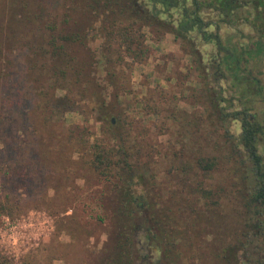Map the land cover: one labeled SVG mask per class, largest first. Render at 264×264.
<instances>
[{
    "label": "trees",
    "instance_id": "trees-1",
    "mask_svg": "<svg viewBox=\"0 0 264 264\" xmlns=\"http://www.w3.org/2000/svg\"><path fill=\"white\" fill-rule=\"evenodd\" d=\"M105 3L107 9L119 6L126 13L125 24L115 19L102 26L104 42L112 48L114 62L126 57L133 63L147 61L149 50L141 30L143 25L171 31L189 56L188 69L199 84L204 126L218 131L236 165H241L237 167L244 169L242 184L247 181L249 184L241 196L244 210L240 212V227L230 234V242H220L215 248L214 264H264V0H105ZM87 7L92 12L91 5ZM75 23L76 30L67 24L56 35L53 32L47 42L48 53L59 56L66 47L71 54L76 53L77 47L85 49L86 35L81 24ZM242 26L253 33H245ZM84 69V61L80 60L76 68L79 77V71ZM85 76L91 81V70ZM112 85L118 90L114 101L108 102L96 92L98 96L89 100L101 124L98 134L85 128L75 129L79 126L66 132L62 118L74 102L61 105L62 97L49 100L43 94L36 104L27 101L28 110L36 109V116L22 119L21 125H16L18 131L31 127L37 132L35 138L26 140L30 149L27 158L21 136L17 137L16 146L10 147L13 138L8 141L4 135L5 116L0 107V151L6 161L0 172V216L13 218L29 205L49 202L59 194L56 191L61 189L69 171L75 173V180L86 181V176L76 172L81 162L97 177L98 184L109 187L107 192L102 188L90 189L95 205L102 208L108 198L114 210L115 237L111 244L103 246L100 264H188L199 252L198 246L187 240L194 231L192 225L198 221L197 215L180 218L185 211L180 196L165 200L158 192L152 194L153 185L145 176L147 166L132 151L127 131L118 130L122 117L116 100L119 94L128 93V88ZM232 122L239 125L237 135L229 129ZM194 163L196 170L206 176L217 166V159L199 155ZM179 169L188 172L186 166ZM185 186L186 181L180 183L179 194L181 190L186 191L185 196L199 194L203 206L212 201L211 188L201 183ZM49 189L55 191L50 197ZM31 190L37 195H28ZM59 219L57 230H65L61 226L64 218ZM67 233L73 237L71 230ZM0 264L14 262L0 250ZM26 264H32L31 260Z\"/></svg>",
    "mask_w": 264,
    "mask_h": 264
},
{
    "label": "rangeland",
    "instance_id": "rangeland-1",
    "mask_svg": "<svg viewBox=\"0 0 264 264\" xmlns=\"http://www.w3.org/2000/svg\"><path fill=\"white\" fill-rule=\"evenodd\" d=\"M89 5L92 12L87 9ZM107 8L105 0H0V107L5 116L4 135L8 141L13 138L10 147L16 146L17 137L21 136L27 158L30 149L26 140L35 138L37 132L31 127L18 131L16 125L36 116V109L28 110L27 101L38 103L40 94L49 100L62 97L61 105L74 102L62 118L67 133L79 126L75 129L85 128L98 134L101 124L89 100L100 95L108 102L114 101L118 90L112 84L125 86L129 92L119 94L116 100L122 117L118 130L127 131L132 151L147 166L145 176L153 185L152 194L158 192L165 200L180 196L185 205L180 218L197 215L198 221L193 223L194 231L187 240L197 245L199 252L188 264H214L219 243L230 242V234L240 227V212L244 210L241 196L249 189L248 181L242 184L244 169L237 167L241 165H236L218 131L204 126L199 84L188 69L189 56L174 34L143 25L141 30L149 50L147 61L133 63L126 57L114 62L112 48L104 42L102 26L115 19L125 24L126 13L119 6L115 10ZM65 21L75 30V21L81 24L87 45L85 49L77 47L75 54L66 47L64 54L52 56L46 49L47 42L53 32L56 35L58 29L67 25ZM242 28L247 34L253 33L246 26ZM80 60L85 69L79 71V77L76 68ZM89 70L91 81L85 76ZM229 129L237 135L238 123L232 122ZM2 153L0 172L6 162ZM199 155L217 159V166L206 176L195 168ZM182 166L188 172H182ZM76 172L86 176V181L75 180V173L69 171L61 189L56 191L59 194L49 202L29 205L13 218L0 216V250L14 264H26L28 260L32 264H100L103 246L112 243L116 224L108 198L105 196L101 208L95 205L90 189L107 192L109 187L98 184L97 177L81 162ZM183 181L185 188L200 183L211 188L214 195L212 201H207L209 205L203 206L199 194L185 196L186 191L181 189L179 194ZM35 193L31 190L28 195L36 196ZM54 193L49 189V197ZM62 217L65 230L60 231L57 226ZM69 230L73 237L67 233Z\"/></svg>",
    "mask_w": 264,
    "mask_h": 264
},
{
    "label": "water",
    "instance_id": "water-1",
    "mask_svg": "<svg viewBox=\"0 0 264 264\" xmlns=\"http://www.w3.org/2000/svg\"><path fill=\"white\" fill-rule=\"evenodd\" d=\"M112 121H114V120L112 119Z\"/></svg>",
    "mask_w": 264,
    "mask_h": 264
}]
</instances>
